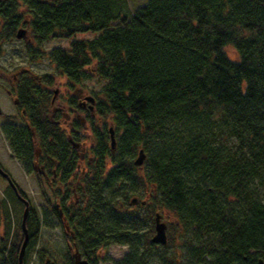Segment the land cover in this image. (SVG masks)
Here are the masks:
<instances>
[{"label": "trees", "instance_id": "16d2710c", "mask_svg": "<svg viewBox=\"0 0 264 264\" xmlns=\"http://www.w3.org/2000/svg\"><path fill=\"white\" fill-rule=\"evenodd\" d=\"M19 2L30 16L29 48L41 51L46 41L70 39L69 47L49 52L56 71L72 86L93 77L105 81L95 113L113 124L114 151L107 123H95L89 108L75 95L67 97L68 106L86 113L96 141L84 170L76 146L82 122L64 125L65 111L54 102V74L13 73L7 90L17 112L0 126L46 205L58 221L69 222L67 240L78 242L81 255L98 264V251L117 243L128 249L113 264H176L177 253L157 254L175 247L173 231L183 227L193 233L185 244L193 264L264 259V0H148L132 10L128 0H0V55L2 43L16 40L26 21ZM86 32L96 35L76 37ZM227 46L236 50V60ZM209 119L224 130L214 137L234 139L232 149L201 133L168 137L175 123L204 125ZM141 148L144 176L143 164L134 163ZM0 169L12 181L0 174L7 184L0 199V264H19L24 231L20 219L11 232V206L16 202L23 213L25 203L16 191L29 203L23 257L29 264L40 217L1 163ZM147 185L176 218L165 244L151 240L156 206L133 207L129 200ZM65 264H74L70 253Z\"/></svg>", "mask_w": 264, "mask_h": 264}, {"label": "rangeland", "instance_id": "374dc122", "mask_svg": "<svg viewBox=\"0 0 264 264\" xmlns=\"http://www.w3.org/2000/svg\"><path fill=\"white\" fill-rule=\"evenodd\" d=\"M148 0H128L130 10L143 5ZM19 11H22L25 16V23L20 24L19 28H24L26 30V36L23 38H17L16 40L3 42L2 43V54L0 55V126L3 121H5V115H15L16 116V107H15V99L9 94L7 88L10 87L11 77L13 73L21 70V69H29L34 74H45L52 73L56 77L55 84L52 86V89L55 90L54 102L56 106L61 107L65 111V117L63 118V123L67 127V129H71L73 120H80L82 122V140L77 144L78 151L82 156V164L81 169L84 170L85 159L87 156L91 155V148L96 144L95 138L93 136L92 130L90 129L89 122H87L86 113L83 111H79L75 106H68L67 97L70 95H75L77 98V102L84 101V97L86 95H93L95 98L94 110L92 111V115H94L95 123L103 124L107 123L108 129L111 125H113L110 119L100 118L95 113V107L98 97H100V91L105 81L99 79L98 77H93L91 79H85L80 84L70 85L67 80V77L59 74L53 62L49 57V52L56 46L60 47H69L70 39H54L50 41H46L41 45V51L39 49L29 48L26 41L29 43H34L32 38L30 37V26H29V18L30 16L25 13L26 9L23 4L19 2ZM3 22V18L0 16V23ZM18 28V29H19ZM96 35L94 32H86V33H78L76 35L77 38H92ZM35 46H37L35 44ZM226 51L230 58L236 60L238 58V54L236 50L232 46H227ZM90 102L86 101V107ZM215 118V116H214ZM18 121V120H16ZM19 122V121H18ZM20 123V122H19ZM186 123H175L173 129L169 130L168 137L173 136L176 138L178 135H187L192 133H201L202 137L211 138L215 144L220 142H228L227 147L232 149L234 147V139H224L223 135L218 134L217 137L212 135L213 133L223 132L219 127V124H216L214 119H209L204 121V125L200 124H192L185 125ZM226 133V132H225ZM214 137V138H213ZM0 162L3 167L10 173L12 178L16 180L19 184L25 187V192L27 193L28 198L30 199L31 204L35 208L40 217V233L38 237V241L34 247L29 249L28 258L29 264H65L67 260V254L73 255L77 250H79L78 242L75 240L73 242H69L68 234L71 230V226L69 222H60L57 220L56 216L52 213L49 206L46 205L44 199L41 195V190L36 182V180L32 181V185H27L26 177L24 174L21 165L10 156L8 151L7 144L2 135L0 129ZM146 167L143 163L142 174L145 175ZM144 170V171H143ZM7 184L0 177V199L3 198L4 191ZM254 186L257 187V182L254 183ZM259 188V187H258ZM259 191V190H258ZM51 196L50 192H48ZM133 197H137V203L142 202L145 205H155L157 212L162 214V219L167 223V234L169 232V223L176 221V218L173 214H171L167 209L163 208L156 202L155 191H153L152 187L147 185L146 188L138 190L135 193H131L129 200ZM136 203V204H137ZM239 204V203H238ZM132 206L134 204H131ZM238 208H242L241 205H237ZM134 207V206H133ZM12 230L16 229L18 224L20 223L22 211L20 210L19 205L16 202L12 203ZM154 217V215H153ZM175 247H169L167 250L160 248L157 254L158 256H163L166 252H168V256L171 254H176L177 263L176 264H193V262L186 257L187 252L185 249V244L187 241L193 239V233L189 231H185L182 227L178 231H173ZM154 234V233H153ZM152 234V235H153ZM4 236V224L3 217L0 213V239ZM11 238V236H10ZM10 240L8 241V243ZM178 247V249L176 248ZM128 247L125 244H111L108 248H101L98 251L99 261L98 264H113V261L119 260L127 251Z\"/></svg>", "mask_w": 264, "mask_h": 264}, {"label": "water", "instance_id": "95a60500", "mask_svg": "<svg viewBox=\"0 0 264 264\" xmlns=\"http://www.w3.org/2000/svg\"><path fill=\"white\" fill-rule=\"evenodd\" d=\"M25 36H26V30L24 28H19L16 32V37L17 38H23ZM85 101L90 102L89 108H90V110H93V107H94L93 103L95 102L94 96L93 95L85 96ZM109 136H110V146H111L112 151H114L115 146H116V136H115V129H114L113 125H111L109 127ZM145 158H146V154H145L144 150L141 148L138 151L136 158L134 159V163L138 166H141L143 164ZM0 174L2 176H4L5 178H7L8 182L12 185V181L6 172H4L2 169H0ZM16 194H17L18 198H20L25 203V208H24V211L22 214V219H21L22 229L24 231V240L22 242V245H21V248L19 251V256H18L19 264H24L23 263V257H24V253H25V249H26V245H27V241H28V230L26 227V218H27V215L29 213V203L17 191H16ZM136 202H137V197H133L131 199L130 203H136ZM154 222H155V233L151 237L152 242H154L156 244L167 243V241H168L167 223L164 220H162V214L161 213H159V212L155 213ZM74 260H75V264H90L88 262V260H86L80 256L79 252L74 253ZM259 262H260V264H264V261L262 259H259Z\"/></svg>", "mask_w": 264, "mask_h": 264}, {"label": "crops", "instance_id": "0c3cea01", "mask_svg": "<svg viewBox=\"0 0 264 264\" xmlns=\"http://www.w3.org/2000/svg\"><path fill=\"white\" fill-rule=\"evenodd\" d=\"M5 142H6V144H7V141L5 140ZM7 147H8V151H9V153H10V156L13 158V159H16L15 157H13L12 156V154H11V152H10V149H9V146H8V144H7ZM16 161L20 164V162L16 159ZM1 163V162H0ZM21 165V164H20ZM21 168L23 169V167H22V165H21ZM23 171H24V169H23ZM24 174H25V179H26V184L27 185H32V181H33V183H34V177L32 176V175H30V174H27L25 171H24ZM21 185V184H20ZM22 186V185H21ZM22 188L25 190V187H23L22 186Z\"/></svg>", "mask_w": 264, "mask_h": 264}, {"label": "flooded vegetation", "instance_id": "af4514ba", "mask_svg": "<svg viewBox=\"0 0 264 264\" xmlns=\"http://www.w3.org/2000/svg\"><path fill=\"white\" fill-rule=\"evenodd\" d=\"M80 104H81V106L86 107L85 103H83V100H81ZM263 261H264V259H263ZM50 264H53V263H50ZM74 264H75V261H74ZM258 264H260V262H258Z\"/></svg>", "mask_w": 264, "mask_h": 264}]
</instances>
